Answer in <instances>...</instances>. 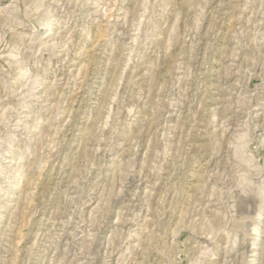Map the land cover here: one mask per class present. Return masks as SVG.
<instances>
[{"label": "rangeland", "instance_id": "1", "mask_svg": "<svg viewBox=\"0 0 264 264\" xmlns=\"http://www.w3.org/2000/svg\"><path fill=\"white\" fill-rule=\"evenodd\" d=\"M0 264H264V0H0Z\"/></svg>", "mask_w": 264, "mask_h": 264}]
</instances>
